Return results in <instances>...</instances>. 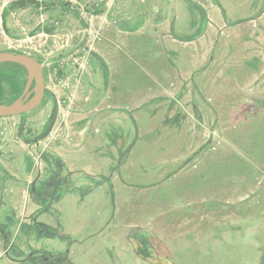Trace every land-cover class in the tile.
I'll list each match as a JSON object with an SVG mask.
<instances>
[{
	"label": "rangeland",
	"instance_id": "374dc122",
	"mask_svg": "<svg viewBox=\"0 0 264 264\" xmlns=\"http://www.w3.org/2000/svg\"><path fill=\"white\" fill-rule=\"evenodd\" d=\"M12 1L0 0V45L39 54L51 93L22 134L52 102L56 119L36 146L15 137L16 117L0 118V264H60L66 251L74 264H264V0H59L1 23ZM197 2L213 46L198 79L191 46L174 57L198 32ZM169 81L167 93L186 91L180 121L172 99H148ZM9 221L34 242L11 238ZM137 238L150 253H135Z\"/></svg>",
	"mask_w": 264,
	"mask_h": 264
},
{
	"label": "crops",
	"instance_id": "0c3cea01",
	"mask_svg": "<svg viewBox=\"0 0 264 264\" xmlns=\"http://www.w3.org/2000/svg\"><path fill=\"white\" fill-rule=\"evenodd\" d=\"M110 4H111V0H110V2H109ZM199 5H200V7H201V9H204V6L201 4V3H199V2H197ZM110 4H108V5H110ZM202 12L203 13H201L200 15H201V18L199 19L200 20V24H199V26L200 25H202V23H203V25L205 24V27L207 26V27H209L208 25H210L211 26V23L210 22H208V24H207V19H209V21H211L210 20V18L207 16V13H205V11L204 10H202ZM116 14V13H115ZM204 14H206V15H204ZM262 16H263V14H261V16L259 15V18H262ZM253 19L252 18H247V19H245L244 21H252ZM255 20V19H254ZM193 23H195L194 25L196 26V21H197V19L196 18H194L193 20ZM210 23V24H209ZM118 32H121V30L120 29H118ZM196 33V32H195ZM166 34H168L169 35V33L168 32H166V33H164V35H166ZM194 34V33H193ZM170 37H171V35H169ZM180 36H183V35H180ZM185 36V35H184ZM187 36V35H186ZM185 36V37H186ZM185 45H182L181 47H178V49L177 50H175V52H174V57H176L177 55V57L179 58V54H181L182 55V52H183V50H188L187 49V45L188 46H191V49H189V51H186L187 53H188V56L191 58V65H189L190 67H192V68H200L201 70L200 71H198V73H196V75H197V79L199 78V77H204V75H207V73H208V71H209V68H210V66H208L209 64H208V62L210 61L212 64H213V60H212V55H210V53L212 52V50H213V46L211 45L212 43L210 42V39H209V35L207 34V31H206V28L203 30V32L200 34V36H198V37H196V38H194V39H192V40H190V41H185V43H184ZM182 51V52H181ZM211 64V65H212ZM250 75H252L253 73H249ZM180 76V75H179ZM177 77V76H176ZM175 77V78H176ZM246 77H248V76H246ZM178 78H176V80H177ZM196 79V80H197ZM156 81V83L157 84H161L162 82L159 80H155ZM169 84V86H167L166 87V84H164L163 83V85L161 86V92L158 94V95H152V96H149V98L148 99H156V98H158V101H161L160 103H159V105H158V107L160 108V106H163V107H165L164 105H162L163 103V101H165L167 98H170V99H172L173 101H172V105L171 106H173V108H172V113L174 114V117H175V119H178V118H176V116L177 115H175V114H177L176 112L177 111H179V113H181V115L182 114H184V112H186V110L184 109L185 107H184V105H183V103L181 104V98L182 97H184L186 94V91H185V89H184V87L181 85V87H180V90L179 91H177L176 93H175V91L171 94V93H167V91H169L170 90V86L173 84L172 82H168ZM196 83H198V81L196 82ZM246 83V81H240V86L241 85H243V84H245ZM199 84V83H198ZM204 87H205V89H208L209 87H207V85H203ZM199 90H200V92H199V94L201 95L202 94V92L204 91L203 90V88H202V85L201 84H199ZM190 90V89H189ZM157 96V97H156ZM170 96V97H169ZM161 109H163V108H161ZM196 110H198V111H201L200 110V108L197 106V104H195L194 103V105H193V111H195L196 112ZM86 117V113L83 115V117H81V118H85ZM79 120V119H78ZM179 121H180V119H178ZM176 123V122H175ZM178 130V129H177ZM168 145L169 146H167V147H172L173 145H175L174 143H168ZM175 149L177 148V146H173ZM62 150H64V148L62 147V146H60V145H57L56 146V148H55V151L57 152V153H60V155L62 154ZM171 163V162H176V158H173L172 160H163V163L164 164H166V163ZM38 205L37 204H35L34 203V205H32L31 206V208L29 209V211H28V213H30V214H32V211L37 207ZM25 221V220H24ZM14 227H16L15 229H16V231H18V229L19 228H21L22 229V234H21V239H24V240H27L29 243H32V242H34L32 239H34V236H33V230L32 229H30V230H27V228H25V227H29V226H21V225H19V222H18V225H16V226H14ZM26 231H28V232H26ZM132 234V233H131ZM50 236H52V234L50 235ZM133 237V236H132ZM2 241L5 243V242H7L6 241V238H2ZM23 246V245H22ZM33 249V246H31V245H29V244H27L26 246H23V247H20V250H22V253H24V254H28V252L29 251H31ZM45 251V254H47V255H49V256H51V257H53V253H54V251H50L49 249H48V251L47 250H44ZM47 252V253H46ZM68 252L69 251H66V253H64V254H61V258H62V262L60 263V264H65L66 262V260H67V262H69L68 264H74L73 262H71V261H69L68 259H69V255H68ZM55 253H57V255H59V253L60 252H58V251H55ZM70 253V252H69ZM65 262V263H64ZM52 264V263H51Z\"/></svg>",
	"mask_w": 264,
	"mask_h": 264
},
{
	"label": "flooded vegetation",
	"instance_id": "af4514ba",
	"mask_svg": "<svg viewBox=\"0 0 264 264\" xmlns=\"http://www.w3.org/2000/svg\"><path fill=\"white\" fill-rule=\"evenodd\" d=\"M35 4L36 7H40V8H56L58 7V3H60V1H54V0H45V1H42V2H33ZM40 4V6H39ZM43 5V6H42ZM50 6V7H49ZM64 6H61V8H63ZM100 8H98L96 11H99ZM95 15H97V13H95ZM1 23H3V20L1 21ZM39 36V34L35 35V40L36 38ZM82 43L80 41H78V46L81 45ZM0 49H3V50H7V51H10L11 49H5L3 46L0 45ZM2 50V51H3ZM12 51H19L17 49H14ZM21 52V51H20ZM23 53V52H22ZM26 54H29L31 57H33L37 62H39L41 65H42V60H41V56L39 54H37L36 52H31V53H26ZM24 68V67H23ZM41 71H42V76H43V79H44V93H43V96H42V99H41V102H43L44 100L48 99V97H50V92L48 91V88L46 86V83H45V80H46V76H45V70H44V67L42 66L41 67ZM22 77L24 78V84H23V88L19 94L18 97H20L23 93V90H24V86H25V83H26V79H27V72L26 70L24 69V71L22 72ZM33 85H34V82L32 81L31 84H30V87H29V92H31L29 94V97L32 96L33 92H32V88H33ZM5 94H9L11 95L10 92H3L2 95H5ZM1 95V96H2ZM17 97V98H18ZM25 97V95L23 96ZM16 98V99H17ZM40 102V103H41ZM40 105V104H39ZM38 105V106H39ZM37 106V107H38ZM32 111V110H31ZM30 112V111H29ZM29 112H25V113H21V114H18V115H15V116H10V117H16L18 119V123L15 124V127H16V130H15V137L18 139L19 142L21 143H33L34 145L36 146H39V143L45 138L47 137V135L51 134L50 133V130L51 128L53 127L54 123H55V119H56V107H55V104H53L52 102V107L51 109L48 111L47 113V117L46 119L43 121L42 124H40V129L39 127L34 129V130H31V129H27V135L28 137H25L22 133L25 131L23 128H24V119H25V114H28ZM5 118H9V117H5ZM31 130V131H30ZM57 130L54 131V133L56 132ZM25 133V132H24ZM3 141L2 139H0V142ZM0 155H1V152H0ZM14 222H7V225L4 226V229H7V231L9 233H11V237L13 238V236L18 237V234H22V233H19L18 231H16V229L13 230V233L11 232V228H12V225H13ZM2 222L0 223V235L2 238H6L7 239V235L6 233L2 230ZM47 228V227H46ZM47 231H48V228H47ZM41 234V233H40ZM51 234V233H49ZM21 236V235H20ZM19 236V237H20ZM46 238V237H45ZM137 240H140L142 241L140 246L138 247L139 249L142 248V250H139V251H136L135 253L139 254V253H142L143 251L150 253L149 251V248H148V240L146 241L145 239H142V238H137ZM32 251V250H31ZM15 254L19 255L22 253V250H20V248H16V250L13 251ZM27 257H31V254H29ZM32 260L34 261V259L32 258ZM148 260V259H147ZM146 260V262H147ZM145 261V260H144ZM148 263V262H147Z\"/></svg>",
	"mask_w": 264,
	"mask_h": 264
},
{
	"label": "water",
	"instance_id": "95a60500",
	"mask_svg": "<svg viewBox=\"0 0 264 264\" xmlns=\"http://www.w3.org/2000/svg\"><path fill=\"white\" fill-rule=\"evenodd\" d=\"M2 63L21 65L27 72V79L20 97L8 104L0 103V118L15 116L36 108L40 104L44 93V79L41 71L42 65L29 54L13 53L7 50L0 51V64ZM32 81L34 82L32 88L33 94L29 97L31 93L29 92V87ZM24 95L25 97H23Z\"/></svg>",
	"mask_w": 264,
	"mask_h": 264
},
{
	"label": "trees",
	"instance_id": "16d2710c",
	"mask_svg": "<svg viewBox=\"0 0 264 264\" xmlns=\"http://www.w3.org/2000/svg\"><path fill=\"white\" fill-rule=\"evenodd\" d=\"M34 1L33 0H16L12 1L11 3L8 4V8L3 10L2 13V19L3 23L6 18V15L9 10L14 11L20 8L26 7V5L32 4ZM198 8L201 9V7L197 6ZM202 10V9H201ZM201 12V11H200ZM203 13V12H201ZM205 24L199 26L198 32L186 36L185 41H190L198 36L203 32ZM10 52L13 53H22L20 51H12ZM58 76H63V71L59 67L58 64H54ZM24 71V68L21 65L15 64V63H2L0 64V96L2 95L3 92H10L11 96L10 98V103L14 101L20 94L23 84H24V78L22 77V72ZM47 253V252H46Z\"/></svg>",
	"mask_w": 264,
	"mask_h": 264
}]
</instances>
